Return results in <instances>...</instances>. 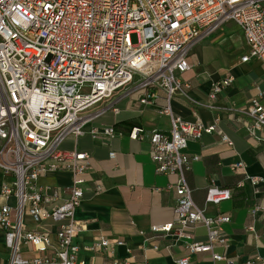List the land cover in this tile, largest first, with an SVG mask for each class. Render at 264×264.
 <instances>
[{
  "label": "built area",
  "instance_id": "obj_1",
  "mask_svg": "<svg viewBox=\"0 0 264 264\" xmlns=\"http://www.w3.org/2000/svg\"><path fill=\"white\" fill-rule=\"evenodd\" d=\"M230 21L246 42L248 51L241 60L264 62V0H0V171L6 178L0 186V228L10 251L9 264H82L77 262L79 246L74 241L81 226L74 212L83 197L90 155L63 144L68 136L85 132V125L99 113H89L92 107L112 105L118 92L133 83L142 90L144 104L151 103L155 89H164L161 113L170 120L169 131L135 127L128 134L130 139L148 140L155 173L175 176L174 184L167 185L175 192L174 218L150 230L185 238L188 253L177 264H187L189 255L202 251L210 252L212 264L225 259L214 249L225 245L221 225L229 216H206L193 202L184 177V169L199 159L185 152L187 141L215 127L174 115L169 101L181 87L178 73L189 68L191 47ZM230 81H214L209 96ZM246 111L247 131L256 137L264 130V103L254 97ZM91 132L115 131L105 127ZM221 141L231 143L225 135ZM108 155L112 158L114 152ZM232 168H243V162ZM59 170L70 172L68 186L37 183ZM251 181L264 184L261 177ZM231 195L230 188L211 180L205 202L218 204ZM25 213L34 223L48 219L57 226L55 245L48 233L25 227ZM198 223L207 230L205 242L188 240L190 233L184 230ZM22 244L50 249L52 256L24 259ZM118 244L120 240L101 237L91 248L112 249ZM244 264H264V259Z\"/></svg>",
  "mask_w": 264,
  "mask_h": 264
},
{
  "label": "crops",
  "instance_id": "obj_2",
  "mask_svg": "<svg viewBox=\"0 0 264 264\" xmlns=\"http://www.w3.org/2000/svg\"><path fill=\"white\" fill-rule=\"evenodd\" d=\"M243 32L234 22L223 24L217 31L196 42L189 50V68L178 73L180 90L169 103L174 115L185 120H199L215 130L199 139L187 141L185 152L198 155L184 169L185 180L191 189L195 205L206 216L225 213L229 221L221 225L226 242L214 250L225 259L218 264H244L249 260L264 259V184H253L254 177L264 178V130L256 137L247 131L250 123L246 106L250 99L259 97L264 103V62L256 58L242 61L247 53ZM230 77V83L209 96L213 82ZM150 104L140 102L141 89L129 84L118 92L112 105H101L88 112L99 111L85 125L81 136H68L65 149L89 153L85 173L84 193L74 219L81 230L74 238L79 246L77 262L82 264H177V259L188 251L182 240L173 233L152 232L154 224H165L174 218L175 176L157 174L148 154V140L128 137L132 128L145 131H169V117L161 113L166 104L164 89L157 88ZM113 127V135L93 134ZM221 135L230 144L221 141ZM114 152V157H109ZM243 168L233 169L235 162ZM70 172L59 170L38 179V184L66 187ZM6 178L0 171V186ZM211 180L232 191L229 199L218 204L205 202ZM98 187V188H97ZM2 202V200H0ZM14 204L13 198L8 200ZM258 207L255 212L252 210ZM27 229L48 233L50 243L56 244V225L50 220L41 223L23 216ZM188 240L205 242L207 230L203 224L184 229ZM109 242L120 240L112 249L93 250L91 244L101 238ZM153 246H156L154 248ZM52 256V250H34L28 244L20 246V256L30 260L39 256ZM10 251L5 245L0 228V264H9ZM187 264H212L210 252L189 255Z\"/></svg>",
  "mask_w": 264,
  "mask_h": 264
},
{
  "label": "rangeland",
  "instance_id": "obj_3",
  "mask_svg": "<svg viewBox=\"0 0 264 264\" xmlns=\"http://www.w3.org/2000/svg\"><path fill=\"white\" fill-rule=\"evenodd\" d=\"M132 41H134V36L132 35ZM98 106V105H97ZM95 107V106H94ZM93 108V107H92Z\"/></svg>",
  "mask_w": 264,
  "mask_h": 264
}]
</instances>
